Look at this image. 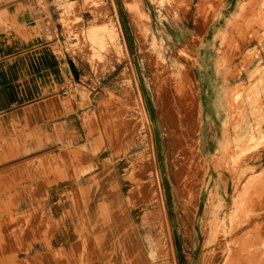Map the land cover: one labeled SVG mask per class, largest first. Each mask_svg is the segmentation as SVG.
Instances as JSON below:
<instances>
[{"label":"rangeland","instance_id":"obj_1","mask_svg":"<svg viewBox=\"0 0 264 264\" xmlns=\"http://www.w3.org/2000/svg\"><path fill=\"white\" fill-rule=\"evenodd\" d=\"M175 1L178 11L182 13L184 10L182 2ZM220 1H206L205 12L210 17L207 15L208 18L202 17L203 26L198 27L194 21V12H196L194 7L198 0H192L188 17L173 16L169 9L176 3L171 0H143V7L150 16V24L146 31H137L131 23L125 0H38L44 9L50 8L52 14L56 15L62 41L58 52L61 55L65 54L70 67L76 72L77 77H81V86H77L81 101L74 103L82 109V128L78 130L80 137L76 138L69 130L60 129V134L62 138H65L66 143L51 146L50 150L40 157L53 158L48 172L49 180L51 178L55 180L59 171H68L71 172L72 179L67 181L69 184H75V189L79 188V184L84 180L94 184L92 195L86 192L87 196L83 200L81 197L80 200L86 221L91 225L89 237H99V226L105 231L108 230L106 233H109L110 217L115 216L113 212L121 213L117 198L121 205L124 204L123 216L116 221L123 227L128 225L131 228L127 242L131 248L127 252L120 249L110 251L113 256L118 253L124 254V256L114 257V261L118 264H135L137 256L140 259L138 264H171V260H167L166 255L169 254L168 241H161L166 232L162 226L161 216L155 211L157 204L153 200L144 202L151 194H145L143 202L138 207H129L125 202L129 192L135 190L137 174L143 172L144 175L147 174V177L150 175L149 171H144V166L148 163L152 168L150 143L152 139L162 175V187L167 194L171 230L179 264H209L211 261L212 257L209 256L211 249H203L205 241L204 235H201L203 229L201 230L199 222L203 221L205 211L209 208L210 212L204 221L209 224H223L224 217L219 212V201L224 197L223 186L221 185V189L215 191L219 185L216 187L212 200L208 201L206 195L202 196L197 214L196 197H192V191H186L187 201L183 204L186 213L181 215L186 219L187 225L180 223L178 217L181 209L175 198L173 169L169 163L170 156L173 155L168 136L170 129L168 121L161 116L160 95L163 90L160 91V88L163 84L178 85L182 87L181 92L185 96L196 95L198 106L191 98H188L183 106L177 104L170 109L173 121L180 123L182 131L186 130L188 140L194 131L198 110L201 114L203 113V120L206 123L207 115H213L214 111L220 107L224 108V93L230 92V100L237 94L234 87L241 81L226 77L231 60H235L232 65H237L239 71H245V65L249 63L250 66L246 71L254 73L256 79H251V88L246 89L256 94L258 84V96L262 95L260 89L262 81L258 78L264 77L260 71L264 69V14L255 16L256 21L247 19L242 21V17H237V23L228 25L229 19L232 17L231 20H233V16L238 12L237 5L245 0H225L224 4L227 5L225 17L220 16V12L224 10L218 7ZM262 12L264 13V7ZM226 29L227 31L235 29L236 32L231 34L226 31L225 33ZM108 31L116 33L114 41L107 42ZM52 37H56V32L52 33ZM242 41L245 42L244 46L249 43L245 49L249 56L243 60L236 57ZM190 71L194 73V76L190 75ZM259 102L263 103L262 98ZM142 104L150 128L149 125L145 126L143 121H137ZM232 117V120L225 121L226 126L232 128L234 132L238 131L237 126L246 128L248 122L241 114L235 113ZM128 122L134 123L132 124L133 133L129 132L125 126ZM218 127H221V121ZM135 134H137L136 137ZM207 136L205 130V137ZM218 139L212 146L213 150L218 146ZM77 140L79 142L76 144ZM220 144L228 156L231 150L236 149V145L227 139L222 140ZM72 152H76V158H74L76 154H69ZM257 153H259L257 149L252 152L253 155ZM63 154H67L66 165L65 160L58 159ZM184 154L189 157V149ZM37 158H33L30 162ZM28 161L7 160L0 167H18ZM76 161L79 162L76 163ZM196 164L202 168L203 173V166L198 162ZM29 169V174H33L34 170ZM25 171L27 170H20L17 173L21 174ZM212 171L213 168L210 167L209 172ZM44 177L45 174L43 179ZM190 177L191 175L187 172L182 175L183 179H190ZM50 181L45 185L48 196L50 190H54L55 187L62 188L61 184L52 186L57 183ZM20 182L17 187L12 188L13 195L25 196L30 183L23 180ZM75 192L76 190L70 191L66 196L51 195L43 201L48 206L47 216L38 217L39 220L44 221V225L46 223L44 229L40 230L43 238L53 237L58 244H61L63 236L70 238V242L78 238L76 223L79 222V218L77 216L65 218V224L59 228L51 226L53 221L62 220L64 213L71 211L77 213L75 209L79 205L76 197H73ZM95 192L96 195H94ZM5 196H3V202L7 200ZM91 197L92 204L89 205ZM25 201L28 202V199ZM99 206H103L107 211L109 223L101 221L95 226L96 219L92 216ZM50 207H53L56 217L52 215ZM66 209L70 210L65 211ZM22 210V215H26L27 210ZM86 212L90 213L89 217ZM212 212L215 214L213 215ZM30 219L34 220L36 217L32 216ZM15 228L12 227V229ZM187 230L198 235L196 242L199 244L195 250L193 244L187 240ZM10 234H13L12 231ZM80 234L86 235L85 232ZM98 240L100 238L96 241L101 251ZM112 241L117 242L116 239ZM3 244H11L8 236ZM38 253L39 250L32 253L31 255L34 256L23 261L22 264H55L57 262L56 252L52 251L50 255L44 257ZM203 256H207L204 261ZM20 258L22 259L23 256L20 255ZM219 263L220 260L213 262V264Z\"/></svg>","mask_w":264,"mask_h":264},{"label":"bare ground","instance_id":"obj_2","mask_svg":"<svg viewBox=\"0 0 264 264\" xmlns=\"http://www.w3.org/2000/svg\"><path fill=\"white\" fill-rule=\"evenodd\" d=\"M171 1L176 3L169 9L173 16H189L192 0H178V2H182L184 7L182 13L177 9V2L175 0ZM206 1L198 0L194 7L196 9V12H194V21L198 27L203 26V23H201L204 21L202 17L209 16L205 12L207 8ZM224 1L221 0L218 7L224 8L223 12H220V16L225 17L227 5L224 4ZM125 3L130 12L129 16L132 25L137 31H146L150 24V16L143 7V0H125ZM237 7L238 12L233 16L234 21L231 20V17L228 25L233 24V22L237 23V17H242V21L244 19L256 21L255 16L264 14L262 12L264 0H245V2L238 4ZM226 31L227 29L225 33ZM235 32V29H229L227 31V33L231 34ZM107 33V42L116 39V33L114 31H108ZM244 43V41L240 43L238 47L240 51L238 56H236L242 60L249 56L245 51L249 43L245 46ZM231 61L229 62V71H227L226 77L241 81L240 84L234 87L237 93L235 94L236 100H234L235 95L230 100V92L224 93V108L220 107L214 111L213 115H207L206 123L203 120V113L201 114V111L198 110L195 116L194 131H192V136L189 140L186 130L183 129L182 131L180 129V123L176 120L173 121L170 115V109L173 105L175 106L177 104L183 106L188 98H191L198 106L196 95L185 96L181 92L183 91L181 86L163 84L162 88H160V91L163 90V93L160 95L162 106L161 116L162 119L168 121L170 129L168 136L170 137V146L173 155L170 156L169 163L173 169L175 198L178 202V207L181 209L178 217L180 223L183 225L186 224V219L182 216L186 213V209L183 206L184 202L187 201L186 191H192V197H196V203H198L196 207L197 214L202 196L206 195L208 201L212 200L214 197L213 192L220 190L222 185V194L224 197L219 201V212L224 217L223 224H209L204 221L210 212L209 208L205 211L203 221L199 222V225L201 224V230L203 229L201 235H204L203 240L205 241L203 249H211L209 256L212 258L209 264L216 263L218 260H220L219 264H264V77L258 78L262 81L260 85L262 95L258 96V84L256 86V94H253L252 90L246 89L251 88V79H256L254 73H249V70L246 71L250 66L249 63L245 65V71H239L237 65H232L235 60ZM260 71L264 74V69H260ZM190 75L194 76V73L190 71ZM260 98H262V104L259 102ZM235 113L241 114L248 124L246 128L237 126L238 131L234 132L232 128L225 125V121L232 120V115ZM137 121H143L145 126L149 125L143 104L140 106ZM220 121L221 127L219 128ZM131 122L126 123V125L123 124L127 126L129 132L133 133L134 127H132V124L134 123L131 124ZM204 126L205 128H203ZM205 130L208 138H205ZM136 136L137 134H135ZM217 138H219L218 146L213 150L212 146ZM225 139L232 141L236 145V149L231 150L229 156L224 153L220 144ZM150 143L153 158L152 168H150L148 163L144 166V171H149L150 177H147V174L144 175L143 172L138 173L135 190L129 192L125 202L129 206L138 207L143 202L144 195L151 194L144 202L147 203L153 200L157 204L155 211L161 216L162 226L166 232V235L163 236L161 241H168L169 254H166L168 256L167 260L170 259L171 264H179L174 236L171 230L167 194L162 187V175L158 166L153 139ZM187 149H189V157L184 154ZM256 149L259 150V153L253 155L252 152ZM69 154L75 155L76 152ZM66 156L67 154H63L58 157V159L65 160V165L67 164ZM76 157L77 154L74 158ZM3 161L4 159L0 160V163ZM52 162L53 158H49V156L39 157L22 166L16 168L8 167L0 170V186L2 187L0 194L1 196L6 195L5 197H7L6 202L0 204V239L2 240V244H0V264H8L13 261V264H22L26 260H18L19 255H24L29 258L37 250L41 252L45 251L46 253L51 251L56 252L57 262L55 264H118V262L116 263L114 261V257L117 258L119 255L124 256V254L118 253L113 256L110 254V251L120 249L123 252H127L131 248L127 243L131 228L126 225L128 227L127 229V227L121 226L116 221L117 218L123 216L122 209L124 206V204H120L118 198L117 202L121 213L113 212L115 216L110 217V232L106 233L108 230L105 231L102 227H98L100 230L98 237L100 240L98 241L101 244V251L96 241L98 238L89 237L91 225L86 221L84 211H82V201L80 199L82 197L83 200L86 196L85 188H81L83 189L82 192L79 193L78 191L74 195L79 205L75 209L77 213L71 211L62 220L51 223L52 227L59 228L65 224V218L67 216H77L79 218V222L76 223L78 238L70 242V238L63 236L61 238V244H58L53 237L43 238L41 236L40 230L44 229L46 223L44 225V221L39 220L38 217L42 215L47 216L48 214V206L43 201L48 198L45 184L46 182H50V173L48 172ZM78 162L76 161V163ZM196 162L203 166V173L202 168ZM210 167L213 168L211 173L209 172ZM29 168L34 170L33 174H29ZM25 169L27 171L24 173H17ZM185 172L191 175L190 179L182 178ZM44 174L45 177L43 179ZM69 175V172L59 171L55 176V180L53 178V181L67 179ZM20 180L30 183L25 196L13 195L12 192V188L17 187L21 183ZM218 185L219 187H217ZM27 199L28 202L25 201ZM213 203L215 202L213 201ZM22 206L30 207L26 209V215H22ZM106 214L107 211L103 206H99L98 209L94 210L92 218L97 220L94 222L95 226L99 225L101 221L109 223V216ZM212 214L214 215L215 212H212ZM87 215L89 217L90 213H87ZM32 216H35L36 219H30ZM13 226L16 228L12 229ZM10 231L13 234H10ZM83 232L86 235L83 234L82 236L80 234ZM12 235L15 246L12 245ZM7 236L11 244H3ZM110 236L112 237L111 239ZM197 236V234L187 230V240L193 244L194 250L199 244L196 242L198 241ZM113 239H116L117 242L115 241L113 243ZM198 239L200 240V237ZM83 241L85 242L83 243ZM206 257L203 256L202 260L204 261ZM136 258L138 259L135 261V264H138L140 259L138 256Z\"/></svg>","mask_w":264,"mask_h":264},{"label":"crops","instance_id":"obj_3","mask_svg":"<svg viewBox=\"0 0 264 264\" xmlns=\"http://www.w3.org/2000/svg\"><path fill=\"white\" fill-rule=\"evenodd\" d=\"M55 32L56 37L53 38L52 33ZM61 46L59 25L50 8L44 9L38 0H0V160L4 159L0 165L7 160L30 162L43 156L51 146L66 143L60 129L80 137L78 130L82 128V109L74 102L81 101L77 88L81 86V77H77L70 67L65 54H59ZM8 167L11 166H1L0 170ZM71 179L69 175L67 179L53 182L57 184L52 186L61 184L62 188L50 190L48 197L66 196L75 190V193H80L81 188L88 190L85 194L92 195L94 184L84 180L75 189V184L67 181ZM2 203L3 196L0 194ZM28 208L22 206L21 209ZM50 209L56 217L53 207ZM11 241L15 246L13 235ZM51 252L39 251L38 254L44 257ZM22 256L21 259L19 255L18 260H29L34 255L29 258Z\"/></svg>","mask_w":264,"mask_h":264}]
</instances>
